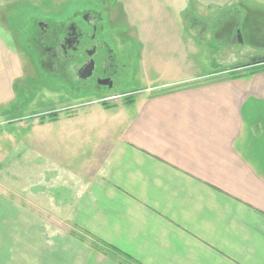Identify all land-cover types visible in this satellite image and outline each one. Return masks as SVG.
I'll list each match as a JSON object with an SVG mask.
<instances>
[{
    "label": "crops",
    "instance_id": "1",
    "mask_svg": "<svg viewBox=\"0 0 264 264\" xmlns=\"http://www.w3.org/2000/svg\"><path fill=\"white\" fill-rule=\"evenodd\" d=\"M1 1L4 105L21 55ZM245 70L191 86L202 75L171 77L161 93L153 81L105 107L107 133L79 163L62 134L26 148L25 188H13L24 199L0 196V264H264V64Z\"/></svg>",
    "mask_w": 264,
    "mask_h": 264
},
{
    "label": "rangeland",
    "instance_id": "2",
    "mask_svg": "<svg viewBox=\"0 0 264 264\" xmlns=\"http://www.w3.org/2000/svg\"><path fill=\"white\" fill-rule=\"evenodd\" d=\"M11 2L1 1L3 18L10 19L7 31L18 46L21 65L15 98L0 105V196L5 199H24L13 188H25L30 163L26 151L43 145L44 136H67L69 141L58 146L74 155L70 163H79L92 155L91 141L107 133L108 125L101 124H109L112 114L105 107L144 94L153 81L159 86L155 93H161L175 88L160 87L171 77L202 75L185 85L191 86L205 82L204 76L226 78L240 68L245 72V67L264 64V14L257 0H48L23 2L18 10ZM88 15L99 19L98 39L114 64L107 74L115 77V92L124 94L85 91L90 82L49 77L36 64L43 21L52 40L61 24L83 25ZM59 120L71 125L62 129ZM260 127L254 126L255 136L263 143L264 123Z\"/></svg>",
    "mask_w": 264,
    "mask_h": 264
},
{
    "label": "flooded vegetation",
    "instance_id": "3",
    "mask_svg": "<svg viewBox=\"0 0 264 264\" xmlns=\"http://www.w3.org/2000/svg\"><path fill=\"white\" fill-rule=\"evenodd\" d=\"M95 23L89 19V15L85 17L86 22L79 25L74 21H70L64 25L61 24L62 30L58 32L59 36H55L52 40L48 38L47 33L50 31L48 23H41V39L40 48H36L39 52L36 58V64L39 68L46 71L49 77L65 78L70 77L77 81H81L84 85L83 90L98 92L116 91L115 77L107 74L108 70L114 67L111 63L112 59L108 54H103L105 45L103 41L98 39L99 19L97 16ZM101 20V19H100ZM94 62V70L92 76L83 79L82 76L87 75L86 69ZM114 71V70H113ZM86 72V74H85ZM94 83V86L91 85ZM127 91H118L114 95L124 94ZM102 95V94H101ZM111 94V96H114Z\"/></svg>",
    "mask_w": 264,
    "mask_h": 264
},
{
    "label": "water",
    "instance_id": "4",
    "mask_svg": "<svg viewBox=\"0 0 264 264\" xmlns=\"http://www.w3.org/2000/svg\"><path fill=\"white\" fill-rule=\"evenodd\" d=\"M93 70H94V62L91 61V66L88 69H86L87 75L86 76H82V78L83 79L90 78L92 76ZM85 74H86V72H85Z\"/></svg>",
    "mask_w": 264,
    "mask_h": 264
},
{
    "label": "trees",
    "instance_id": "5",
    "mask_svg": "<svg viewBox=\"0 0 264 264\" xmlns=\"http://www.w3.org/2000/svg\"><path fill=\"white\" fill-rule=\"evenodd\" d=\"M262 63H264V62H262ZM260 64H261V63H260ZM251 66H252V65H251ZM245 68H247V67H245ZM240 69H241V68H240ZM239 75H242V74H239ZM239 75H235V74H234L233 78L240 77ZM133 100H134V98H128V99L126 100V103H132Z\"/></svg>",
    "mask_w": 264,
    "mask_h": 264
}]
</instances>
